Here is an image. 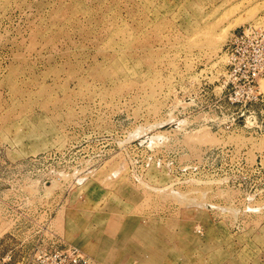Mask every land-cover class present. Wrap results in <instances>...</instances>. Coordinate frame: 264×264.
<instances>
[{"label":"rangeland","instance_id":"obj_1","mask_svg":"<svg viewBox=\"0 0 264 264\" xmlns=\"http://www.w3.org/2000/svg\"><path fill=\"white\" fill-rule=\"evenodd\" d=\"M257 20L264 0H0V264H264V97L222 86Z\"/></svg>","mask_w":264,"mask_h":264},{"label":"built area","instance_id":"obj_2","mask_svg":"<svg viewBox=\"0 0 264 264\" xmlns=\"http://www.w3.org/2000/svg\"><path fill=\"white\" fill-rule=\"evenodd\" d=\"M223 89L231 102L247 104L262 100L264 90V22L243 25L225 43ZM92 258L76 245L46 253L42 264H90Z\"/></svg>","mask_w":264,"mask_h":264}]
</instances>
